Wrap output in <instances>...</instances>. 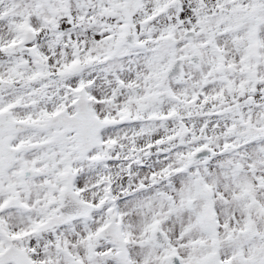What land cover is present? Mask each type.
Segmentation results:
<instances>
[{
    "label": "snow or ice",
    "instance_id": "6c2138e0",
    "mask_svg": "<svg viewBox=\"0 0 264 264\" xmlns=\"http://www.w3.org/2000/svg\"><path fill=\"white\" fill-rule=\"evenodd\" d=\"M0 264H264V0H0Z\"/></svg>",
    "mask_w": 264,
    "mask_h": 264
}]
</instances>
